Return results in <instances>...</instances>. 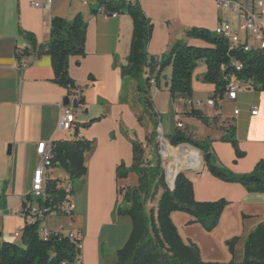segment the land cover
Instances as JSON below:
<instances>
[{"label": "crops", "instance_id": "1", "mask_svg": "<svg viewBox=\"0 0 264 264\" xmlns=\"http://www.w3.org/2000/svg\"><path fill=\"white\" fill-rule=\"evenodd\" d=\"M85 1L53 0L47 6L48 0H0V209L4 213L0 219V246L13 241L16 234L18 237V230L23 231L28 220L21 216L25 202L40 206L39 200H29L34 173L40 164L38 145L70 140L76 126L88 125L80 129V137L93 142V147L86 154L88 173L80 179V187L77 189L60 168L49 169L46 176V181L73 184L74 191L69 197L76 204V211L68 217L64 205L61 212L49 213L44 225L49 231L63 226L66 234L72 220V229L83 234L81 264H114L117 252L125 247L133 230L132 219L119 214L117 205L123 200V190L139 184V177L133 172L119 179L118 169L122 165L128 170L133 166L134 143L143 145L145 161L153 157L148 150L152 149L148 138L156 130L152 132L151 121L157 120L161 127V116H170L176 129L181 122L184 126L181 131L199 143H208L220 166L235 175L250 174L264 162V93L238 82L235 101L216 100L221 112L215 118V110L206 105L213 98L215 86L202 81L207 70L205 63L200 62L193 74V97L176 101L170 94L173 69L167 67L157 80V92L150 94L158 115L152 117L140 100L136 81L124 78L121 73L130 54L131 17L120 14L118 18L104 20L95 13L98 1L91 0L90 5ZM34 2L42 7L36 8ZM139 2L152 27L147 51L149 58L155 60L167 55L178 42L204 46L203 42L188 38L187 31L197 27L215 32L222 18L215 0ZM78 15L87 24L85 55L69 59V75L81 90L84 102L79 108L85 112L78 114L75 109V128L65 132L60 126L68 107L64 106V99L73 102L75 98L55 83L50 56L34 53L21 67L16 51L31 49V41L22 32L32 35L37 47L46 49L52 19L73 21ZM149 75L147 68L143 80ZM188 101H202L203 105L190 109ZM193 110L200 112L206 122L189 116ZM254 110L258 111L256 116L252 115ZM235 111L239 115L235 116ZM230 127L236 129V140L243 154L240 158L233 145L224 141ZM169 138L166 137L168 142ZM199 153L197 163L187 158L189 166L197 165L185 168L186 177L194 186L195 199L225 201L227 205L212 230L184 212H174L172 221L183 241L199 250L203 262L241 263L248 236L264 223V194L215 178ZM161 195L162 190L152 200L153 209H157ZM231 241H234L232 249Z\"/></svg>", "mask_w": 264, "mask_h": 264}, {"label": "trees", "instance_id": "2", "mask_svg": "<svg viewBox=\"0 0 264 264\" xmlns=\"http://www.w3.org/2000/svg\"><path fill=\"white\" fill-rule=\"evenodd\" d=\"M99 8H106L109 13L127 14L133 21V36L127 64L122 66L124 78L136 81L137 91L146 111L152 117L155 114L151 100V80L159 79L161 73L172 67L170 94L173 101L178 98L193 97V74L200 62L206 65L203 83L215 86L213 98L224 99L227 86L233 80L248 84L256 91L264 93V49L245 51L241 43H233L223 35L206 28H192L187 37L199 40L204 46H192L185 42L176 43L170 52L160 60L149 58L148 44L151 34L150 20L143 12L140 2L127 0H97ZM97 13V11H95ZM22 34L31 42V49L17 50L16 58L22 67L25 59L34 53H46L51 58L54 81L73 95L76 85L69 75V59L73 56H84L87 41V24L82 15L73 21L53 18L51 21L50 42L46 49L36 46L32 35ZM150 75L143 80L146 69ZM84 101L79 100V104ZM188 106L191 109V105ZM189 116L206 122L198 111H191ZM99 121V119L95 120ZM155 129L158 127L157 120ZM88 125L76 126L70 140L54 141L52 150V166L65 171L72 181L84 178L88 173L86 154L92 149L93 142L80 137V129ZM156 130L148 138V145L153 146L156 160L145 161V149L142 144L134 143V162L128 170L122 165L118 169V178H126L130 172L137 174L139 184L123 190V200L118 213L129 216L133 222V230L125 247L117 252L114 264H220L202 261L199 250L186 244L181 238L171 215L184 212L202 223L207 230H212L218 223L227 202H198L195 199L194 186L184 175L180 174L171 190L166 181L162 160L156 140ZM227 141L233 145L237 157L243 154L236 140V129L226 130ZM173 147L190 145L200 150L205 156L211 154L207 168L212 176L227 183H239L248 191L264 194V162L261 161L250 174L235 175L220 166L211 152L208 143H199L185 132L177 129L170 136ZM174 182V181H173ZM69 186V187H67ZM68 193H73L72 183L66 184ZM162 190L157 210L148 211L147 204ZM46 199H39L41 207L49 213L62 211L68 195L64 185L58 181L46 182ZM31 197L29 198V200ZM26 217V216H25ZM29 220V219H28ZM22 231L21 245L3 243L0 246V264H64L74 263L77 252L75 246L65 236L52 235L44 240L39 231V221H28ZM234 241L229 242L232 249ZM230 264H264V223L260 224L246 241L244 259L241 263Z\"/></svg>", "mask_w": 264, "mask_h": 264}, {"label": "built area", "instance_id": "3", "mask_svg": "<svg viewBox=\"0 0 264 264\" xmlns=\"http://www.w3.org/2000/svg\"><path fill=\"white\" fill-rule=\"evenodd\" d=\"M139 2L134 0L133 2ZM53 0H48L47 6L51 5ZM91 0H86L85 4L90 5ZM218 13L222 16L217 29L228 33L231 36V40H239L242 42L250 43V46H254V49H264V0H215ZM36 8H41L42 5L34 2ZM97 14L104 20L118 18L119 13H109L106 8H99ZM156 77H153V84H151V92H157ZM239 92L238 82L233 80L227 86V92L222 100L235 101ZM78 101L81 99V90L76 88L73 90V95ZM191 109L202 107L203 102L198 101L193 103L189 101ZM206 105L212 107L215 110V118L220 116V108L214 98L209 99ZM257 110L252 111V115L256 116ZM239 115V111H235V116ZM76 123L75 109L72 104L69 105L61 120V129L65 132H71L74 130ZM177 128L182 130L183 124L180 122L177 124ZM37 153L40 157V164L35 170L30 197L36 200L43 199L45 197L46 190V176L49 169L52 166V150H46V143L42 142L38 145ZM64 190L68 195L67 201L64 204L68 206V217H71L76 211V204L70 200L72 193H68V188L64 185ZM49 214V210L41 206H33L31 202H25L21 211V216H28V219H38L40 235L44 240H48L52 235L65 236L75 246L77 256L74 263L65 262L64 264H81L82 263V251H83V234L81 232H75L73 228V221L70 220V230L64 234L65 228L59 226L55 231H49L44 225V221ZM4 213L0 209V219ZM17 236V234H16Z\"/></svg>", "mask_w": 264, "mask_h": 264}, {"label": "rangeland", "instance_id": "4", "mask_svg": "<svg viewBox=\"0 0 264 264\" xmlns=\"http://www.w3.org/2000/svg\"><path fill=\"white\" fill-rule=\"evenodd\" d=\"M76 111L78 112V114H84V112H85L81 108L77 109ZM146 123H147V121H146ZM161 127L163 128L164 135L166 137H169V136L173 135L175 133V131L177 130L176 129V123L174 122V120L172 118H170V116H168V117L161 116ZM161 127H158L156 129L157 133H156L155 142H157L158 145H159L158 146V150H159V154H160V157H161V160H162V166L164 168V172H165V175H166L167 184L170 187L172 185V182L174 181V180H172L171 175L173 176L174 174H176L177 172H180V171L183 172V173L188 174V172H187L188 170H186L185 168L183 170L182 169L179 170V166L182 165V164L188 163L187 162L188 160L186 158L187 156H182V154L180 152L181 148H183L184 145H181L179 147H174L173 148L170 145V143L168 142V140L166 139V137L163 135ZM150 128H151L152 132L155 129V124H154L153 120L150 123ZM159 137H161V140L159 139ZM161 143H163L166 146L167 150L169 151L168 157L165 156L164 149L160 146ZM153 146H152V149L149 148L148 150H149V153L151 152L150 156L151 155L153 156L151 159L156 160ZM169 146H171L173 149H171ZM173 150H175V151H173ZM200 156H201V160L204 161V155L202 153H200ZM74 183H75L76 188L78 189L80 187V180L77 179V180L74 181ZM160 198H161V196H160ZM34 201H36V199H34ZM119 205L120 204L117 205V208L119 207ZM153 208H155V202L154 201H149L148 204H147L148 211H150ZM155 210H157V209H155ZM23 221H25V219H23ZM18 233H19V236L18 237L15 236L13 238V241H11L9 243L21 245L22 230H18Z\"/></svg>", "mask_w": 264, "mask_h": 264}, {"label": "bare ground", "instance_id": "5", "mask_svg": "<svg viewBox=\"0 0 264 264\" xmlns=\"http://www.w3.org/2000/svg\"><path fill=\"white\" fill-rule=\"evenodd\" d=\"M215 32L217 33V34H219V35H223L225 38H227V39H229L231 42H233V43H241L243 46H245V51L246 52H248V51H250L252 48H254V46H250V43H246V42H242V41H239V40H231V36L230 35H228V33H226V32H223V31H221V30H219V29H217L216 28V30H215ZM151 84H153V80H151ZM163 148H164V154H165V156L166 157H168V155H169V151L167 150V148H166V146L164 145L163 146ZM46 150H50V145H47L46 144ZM180 152H181V154H182V156H187L186 158H191V160L189 161V162H195V163H197L198 162V160H199V157H198V151L196 150V149H194V148H191V147H189V146H185V147H183V148H181V150H180ZM200 154V153H199ZM189 162L188 163H186V164H182V165H180V168H179V170H183L184 168H189V167H192V166H195V165H197V164H195V165H190L189 166ZM201 163V160H200V162L198 163V164H200ZM202 166V165H201ZM190 169V168H189ZM175 175L176 174H174L173 176H172V180H174L175 179ZM172 184H173V182H172ZM67 187H69V186H67ZM66 213L68 214V206H67V211H66ZM26 217H28V216H26ZM30 220V219H29ZM36 219H31V221H35ZM19 235V234H18Z\"/></svg>", "mask_w": 264, "mask_h": 264}, {"label": "water", "instance_id": "6", "mask_svg": "<svg viewBox=\"0 0 264 264\" xmlns=\"http://www.w3.org/2000/svg\"><path fill=\"white\" fill-rule=\"evenodd\" d=\"M79 101L77 99H75L73 102H71V100L69 98H65L64 99V106H69L70 104H72L73 108L74 109H78L79 108ZM161 140V139H160ZM160 146L163 148V144L161 143ZM184 146H189V145H184ZM190 147V146H189ZM11 149V148H10ZM211 154H208L204 157V163H206L207 161H210L211 160ZM180 174H184L185 176H187L186 173H183V172H177L176 175H175V179H174V182L173 184L170 186V189L171 190H174L175 188V182H176V179L177 177L180 175Z\"/></svg>", "mask_w": 264, "mask_h": 264}]
</instances>
